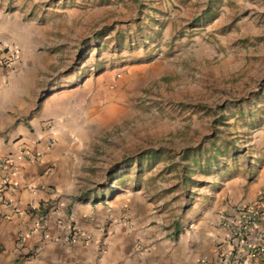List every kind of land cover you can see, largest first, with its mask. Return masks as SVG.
<instances>
[{
  "label": "rangeland",
  "instance_id": "1",
  "mask_svg": "<svg viewBox=\"0 0 264 264\" xmlns=\"http://www.w3.org/2000/svg\"><path fill=\"white\" fill-rule=\"evenodd\" d=\"M198 2L0 0L4 43L42 64L22 119L53 94L73 101L70 199L111 203L138 255L176 246L231 192L264 195V0L208 16Z\"/></svg>",
  "mask_w": 264,
  "mask_h": 264
},
{
  "label": "crops",
  "instance_id": "2",
  "mask_svg": "<svg viewBox=\"0 0 264 264\" xmlns=\"http://www.w3.org/2000/svg\"><path fill=\"white\" fill-rule=\"evenodd\" d=\"M191 1L203 3L200 13L208 16L227 9L217 1L230 0H216V8L209 0ZM6 40L1 24L0 50L14 46ZM18 52L14 66L0 67V162H12L7 182L0 171V264H202L205 257L215 263L218 244L228 235L226 214L236 204L257 200L260 190L254 186L244 196L231 192L233 201L204 207L176 246L164 242L166 254L154 248L138 255L136 230L120 222L111 203L70 199L83 145L68 109L73 101L53 94L31 121L22 119L34 106L42 64L21 59Z\"/></svg>",
  "mask_w": 264,
  "mask_h": 264
},
{
  "label": "built area",
  "instance_id": "3",
  "mask_svg": "<svg viewBox=\"0 0 264 264\" xmlns=\"http://www.w3.org/2000/svg\"><path fill=\"white\" fill-rule=\"evenodd\" d=\"M19 60L15 46L0 50V67H12ZM11 161L0 162L8 181ZM264 195L250 203L236 204L225 216L228 235L218 244V260L213 264H255L264 262ZM73 237L78 231L71 229ZM202 264H211L205 257Z\"/></svg>",
  "mask_w": 264,
  "mask_h": 264
}]
</instances>
